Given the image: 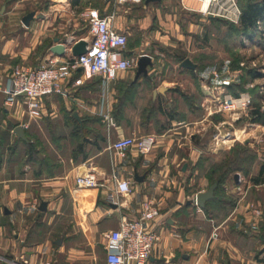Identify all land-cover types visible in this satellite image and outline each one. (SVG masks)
Instances as JSON below:
<instances>
[{
	"label": "crops",
	"instance_id": "0c3cea01",
	"mask_svg": "<svg viewBox=\"0 0 264 264\" xmlns=\"http://www.w3.org/2000/svg\"><path fill=\"white\" fill-rule=\"evenodd\" d=\"M164 1L168 2L142 0L129 8L122 6L114 21L115 29L125 32L130 40L127 56L138 59L139 54L146 53L151 57L146 75H136V66L119 72L104 84L99 75L76 72L65 85L66 93L71 95L43 97L40 117H30L21 99L13 104L5 103L4 90L9 85L11 69L0 57V256L24 258L30 264H42L44 260L51 264H76V260H82L84 264L85 252L73 244L64 247V239L52 241L54 246L48 240L42 244L25 243L28 238L23 227L34 223L62 227L68 222L67 214L72 213L74 233L70 235L68 231L67 240L74 243L79 237L103 248L105 234L116 228L121 215L134 219L142 204L151 201L159 208V215L148 227L159 239L147 264H264V226L254 211L248 210V204L239 202L217 218L208 211L209 200L215 195L203 206L193 200L206 190L204 186L192 187L197 175L196 163L204 154H209L212 146L208 138L212 133V118L205 112L204 104L207 94L217 89L218 93L223 91L205 76L206 67H200L201 63L188 54L199 49L194 47L193 41L203 38V48H206L205 37L201 35L205 34L201 26L205 16L184 9L181 1L168 6ZM183 3L192 8L197 5L195 0H183ZM91 7L98 8L101 14L113 9L109 0ZM52 12H46L44 32L33 20L34 16L26 26L34 29L31 33L39 34L40 39L37 37L22 48L20 31H16L15 39L1 42L0 55L9 54V58L25 62L30 51L43 40L47 44L39 55L40 64L35 66L51 60L63 61L73 55L69 49L62 56L52 52L54 45L68 36L61 23L59 27L51 26L58 16ZM62 15L68 17L64 13L59 16ZM22 17H19L20 22ZM1 18L0 35H3L8 29L5 26L12 28L15 24L14 10H6ZM64 20L62 16L61 21ZM35 27L38 30L35 31ZM133 34L135 42H132ZM181 57L189 58L196 64L195 69L181 67L178 61ZM79 76L82 83L74 85L73 80ZM160 87L166 90L158 92ZM157 105L161 107L160 112L145 114V109ZM68 112H72L73 117L75 113L76 120L99 118V124L88 122L89 127H96L98 131L93 130L89 136L91 143L85 147V159L82 154L77 159L72 158L76 139L71 134ZM169 112L175 116L170 118ZM105 114L113 119L114 126L107 127ZM17 126L22 127L24 138L15 133ZM38 129L45 131L47 142L55 146L51 151L55 154L49 155L46 144L36 141L38 154L41 153L38 158L43 159L41 163L29 161L26 151L21 149L28 142L34 143L35 138L39 139ZM100 131L102 139L97 136ZM145 135L156 138L148 153L141 154L131 148L125 157H120L107 149L118 137ZM84 161L99 171L100 180L107 181L113 173L118 178L128 179L131 192L120 197L117 204H110L105 199L106 188H77L73 176L76 167ZM135 174L142 176V180H137ZM204 179L199 177V181L202 180L199 185L205 184ZM233 179L236 182V177ZM107 183L113 185L110 180ZM35 216H39L40 221L34 222ZM58 240L60 243H56Z\"/></svg>",
	"mask_w": 264,
	"mask_h": 264
},
{
	"label": "rangeland",
	"instance_id": "374dc122",
	"mask_svg": "<svg viewBox=\"0 0 264 264\" xmlns=\"http://www.w3.org/2000/svg\"><path fill=\"white\" fill-rule=\"evenodd\" d=\"M109 1L110 6H112L113 0ZM177 1L180 0H168V2L164 1L163 3L168 6L171 3L175 4ZM235 1L237 5L241 7L246 2V0ZM72 2L73 0H69V6H66L63 4L61 5V3L56 0H0V12H3L0 13V22L2 19L1 16L4 15L6 10H14L15 12V24L12 25V28L5 26V28L9 30L6 29L3 35H0V44L7 38L15 39L16 31H20L19 45L22 48L27 47L29 43L33 42V39L36 40L37 37H39V39L41 38L39 34L31 33L34 29H27V27L19 21L20 16H24L31 11L35 14L33 20L38 23L37 25H39V28H41L43 32L45 31V22L43 21L47 20L46 12L51 10L54 11L52 13H57L58 15L55 20L52 21L53 25L51 26L59 27L61 25L63 32L66 30L68 32L66 38H72L73 40L78 38H90L88 22L81 15V12L84 8L91 6L89 5L90 3L96 2V5L99 6L102 2H105V0H78L76 5H73ZM195 7H198V4ZM194 12L197 15L200 14L198 11ZM62 13L68 15V17L62 15L65 19L64 21H61L62 16H59ZM122 20L123 19H121V21ZM59 23L61 24L59 25ZM201 24L204 28L203 31H205V34L203 32L201 35L205 37L206 48H203L202 38L201 41H193L194 47L199 49L188 52V54L193 55L195 60L206 67L207 71L205 76H207L213 84L218 85V88L222 87V93H227L229 95L248 93L251 97V104L245 111L216 112L210 115L212 118V133L209 134L208 138L210 140L209 145H211L212 141V146L208 150L209 154H204V156L200 158L201 160L198 164H196L197 175L192 187L198 188L204 186L206 190H208L207 188L209 186L214 185L213 194L217 196L218 199H224L227 202L226 205L218 202L210 203L208 211H210L213 216L220 218L223 214L227 213L230 208L236 206L237 203L243 202L245 203L244 205L248 204V210L254 211L255 215L261 220V224L264 226V182L255 184L251 180V178L257 176L259 167L264 164V122L255 121V115L251 114L258 105L261 111L264 112L263 26L261 25V30L258 28L253 38L249 39L246 35L235 32L236 30L234 27L236 24H230L221 17L205 16V20L202 21ZM36 30H38L37 27H35V31ZM41 35H44V33ZM61 38L60 40H62ZM135 41L136 35L133 34L132 42ZM46 44V40L36 44L30 51L25 62H18V59L15 57L9 58V54L0 55V57L4 62L10 65V69L20 63L31 66L39 65L38 58L39 55L44 52ZM128 47H130V45H128ZM166 60H169V58ZM242 62L244 63L243 66L240 65ZM250 69H254L256 72L259 71V77H250L249 73H247V70ZM215 73H218V77L214 76ZM183 85L185 87L186 83H183ZM217 91L219 90L217 89L215 93H218ZM237 117L238 119H236ZM77 119L81 121V117ZM226 132L228 133V140L225 141L219 136L224 135ZM38 133L36 134L41 141L35 138L33 144L36 145L37 142H39V144L41 142L42 144L45 143L46 152L49 155L55 154L51 152L55 146L47 142V133L40 129H38ZM21 149L22 151H26L27 146H25V148L23 146ZM236 152H239V154L244 157V160L238 164L242 170L229 173L225 180L218 184L215 178L220 177V172L223 169H220V166L223 165L224 161L232 159ZM37 156H41V153ZM210 170L212 172L211 175ZM235 175L236 182L233 179ZM199 177L202 178V180L205 178L204 185H199V182L202 181H199ZM229 191H235V193H230ZM66 218L68 222L62 227L47 223L44 225H38V223L30 225L25 222L27 226L23 228L27 230L28 238L25 243L40 242V244H42L48 240L49 243L52 244V241L56 239H64V243L62 242L64 247L68 246V244H73L77 249H82L85 252L87 258L84 264H104L105 252L99 244L89 243L86 239H84V241L80 240L79 237L74 243L67 240L68 237L65 234L68 231L70 235L74 233L71 226L74 217L72 213H69ZM32 219L34 222L40 221L39 216H35ZM81 261L82 260H76L75 263L82 264Z\"/></svg>",
	"mask_w": 264,
	"mask_h": 264
},
{
	"label": "built area",
	"instance_id": "2783aa9c",
	"mask_svg": "<svg viewBox=\"0 0 264 264\" xmlns=\"http://www.w3.org/2000/svg\"><path fill=\"white\" fill-rule=\"evenodd\" d=\"M69 6V0H56ZM182 7L186 10L198 11L204 16L221 17L231 23L238 24L241 16L240 7L235 0H195L198 7H190L180 0ZM142 0H113V9L101 14L96 7L88 6L83 9L81 15L88 22L90 38L87 40L86 51L80 55H71L63 61L51 60L40 66H29L17 64L8 73L9 85L4 90L6 94L5 103L13 104L21 99L26 107L27 113L32 118L41 116V99L51 94H58L68 97L66 93V82L76 72L86 75H99L103 83L110 82L115 76L128 69L136 67L137 58L125 55L127 34L117 31L114 27L115 17L122 6L130 7L139 4ZM257 29L263 26L262 35L264 38V23L257 22ZM261 30V29H260ZM78 38H66L64 42L66 49L71 50V45L76 43ZM146 54V53H143ZM139 54V56L143 55ZM148 55V54H147ZM241 66L244 63H240ZM218 77V73L214 74ZM82 83L81 77L73 80L74 85ZM251 104V97L248 93L229 95L227 93H209L204 104L207 115L216 112L245 111ZM261 110V109H260ZM107 127L115 123L107 114L103 115ZM238 119V117L236 118ZM26 128L27 125H24ZM156 143L153 135H145L140 138L132 136L118 137L108 144L107 149L117 156L125 157L131 148H136L141 154L148 153ZM99 171L87 161L76 167L73 176L77 188H106V201L110 204H117L120 197L131 192V182L128 179L118 178L114 173L107 181H112L109 186L106 180L99 179ZM195 202V197H194ZM159 215V208L151 201H145L139 215L130 219L121 215L116 228L105 234L103 245L105 252L104 264H147L152 249L159 239V235L148 227V224ZM0 262L4 264H30L24 258H13L0 256ZM42 264H51V261L44 260Z\"/></svg>",
	"mask_w": 264,
	"mask_h": 264
},
{
	"label": "trees",
	"instance_id": "16d2710c",
	"mask_svg": "<svg viewBox=\"0 0 264 264\" xmlns=\"http://www.w3.org/2000/svg\"><path fill=\"white\" fill-rule=\"evenodd\" d=\"M73 5H76L78 3V0H73ZM89 5L91 6H97L96 2L94 3H90ZM241 16H240V20L239 23L235 25L234 29L236 30L235 32L237 33H241L243 35H246L249 39H252L253 36L256 34L257 32V27H258V23L257 22H261L264 23V0H246L245 4L241 7ZM228 23L231 24L230 21H227ZM234 24V23H233ZM129 45V40L127 37V44L126 47L128 48ZM126 48V50H127ZM125 50V55L127 54ZM183 60V57H181L180 59H178L179 62H181ZM200 67H204V65L200 64ZM247 73H249L250 77L255 78V77H259V71H255L254 69H250L247 70ZM261 77V76H260ZM128 93H122V95H126ZM160 112L161 111V107L159 105L157 106H151L147 109H145V114H151L152 112ZM252 115H255L254 120L258 121V122H264V112H262L260 110L259 105L256 106V109H254L251 112ZM67 116V120H69L72 124V128H71V134L72 136L76 139V145L72 150V158L73 159H77V157L79 155L82 154V158L85 159L86 154L84 153L85 147L88 143H91L90 141V134L91 132L94 130V132L98 131V129L96 127H89L88 126V122H92L94 124H99V118L96 117H83L80 120H76L73 116H72V112H68L66 114ZM170 118H173L175 115H173L171 112H169L168 115ZM98 133V132H97ZM98 137H100V139H102V135H101V131L97 134ZM27 149H26V153H27V159L30 160H34L37 162H42L43 159L38 158V151L36 150V145H34L33 143L28 142L27 143ZM201 159H199L197 161L196 164H198V162ZM244 160V157L241 156L239 154V152H236L233 156L232 159H230L229 161H224L223 165H221L220 169H222V171L220 172V177H216V182H218V184L222 183L226 176L229 173H232L233 171L236 170H242V168L238 165L241 161ZM212 174L211 170H210V175ZM211 177V176H210ZM251 180L253 181V183L257 184L260 182H264V164L262 166L259 167L258 169V173L256 177L251 178ZM222 201V202H220ZM223 200L218 199L217 196H215L212 200H209V203L212 202H218V203H223ZM208 213V211H207Z\"/></svg>",
	"mask_w": 264,
	"mask_h": 264
},
{
	"label": "water",
	"instance_id": "95a60500",
	"mask_svg": "<svg viewBox=\"0 0 264 264\" xmlns=\"http://www.w3.org/2000/svg\"><path fill=\"white\" fill-rule=\"evenodd\" d=\"M33 16H34L33 11L25 14L21 19L22 24L24 26H28L29 21L33 18ZM87 43L88 42L86 40L80 39L76 43L71 45V52L73 53V55H80V54L84 53L86 51ZM65 50H66V46H65L64 42H59L56 45H54V47L52 48V52L58 56L64 55ZM150 64H151V57L149 55L143 54V55L139 56L137 59V62H136V66H137L136 75H140V74L146 75L147 74L146 67ZM180 66L187 68V69H195L196 64H194L189 58H185L184 60L181 61ZM165 90H166V88L160 87L158 89V92H163ZM155 94L156 93H154V95ZM74 115L77 116L75 113H74ZM15 133L19 137L24 138V133H23V129L21 126H17L15 128ZM234 177H236V175ZM135 178L137 180H142L143 177L142 176L138 177V175L135 174ZM213 192H214V185L209 187V189L206 190L205 192L198 193L195 196V204H197L199 206H203L207 200L212 199L214 197ZM42 207H43V205H42ZM56 243H60V241L58 240Z\"/></svg>",
	"mask_w": 264,
	"mask_h": 264
},
{
	"label": "bare ground",
	"instance_id": "6f19581e",
	"mask_svg": "<svg viewBox=\"0 0 264 264\" xmlns=\"http://www.w3.org/2000/svg\"><path fill=\"white\" fill-rule=\"evenodd\" d=\"M205 5H206V0L204 1V5H203V7H205ZM83 40H86V39H83ZM236 115V114H235ZM234 115V116H235ZM235 119V118H234ZM228 133L226 132L224 135H221V136H219L220 138L222 137L225 141L226 140H228Z\"/></svg>",
	"mask_w": 264,
	"mask_h": 264
}]
</instances>
